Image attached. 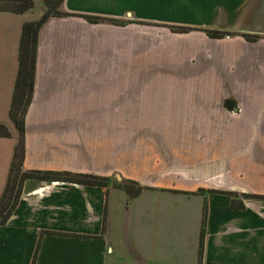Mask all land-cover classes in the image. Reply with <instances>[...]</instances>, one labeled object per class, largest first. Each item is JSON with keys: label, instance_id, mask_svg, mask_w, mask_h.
<instances>
[{"label": "crops", "instance_id": "crops-1", "mask_svg": "<svg viewBox=\"0 0 264 264\" xmlns=\"http://www.w3.org/2000/svg\"><path fill=\"white\" fill-rule=\"evenodd\" d=\"M33 1L0 12V123L10 132L0 137V195L17 140L8 109L19 38L44 12ZM254 2L63 0L73 15L38 31L23 168L143 189L25 180L0 226V264H30L43 230L61 235L41 237L35 264H197L204 200L202 264H264V36L201 31L234 32Z\"/></svg>", "mask_w": 264, "mask_h": 264}, {"label": "trees", "instance_id": "trees-1", "mask_svg": "<svg viewBox=\"0 0 264 264\" xmlns=\"http://www.w3.org/2000/svg\"><path fill=\"white\" fill-rule=\"evenodd\" d=\"M62 2L63 0H43L44 12L42 13V15L36 20L25 22L21 30L17 55V73L8 109V118L16 130L17 140L13 149L5 185L0 195V226L4 225L8 221L10 215L12 214L19 201L23 183L28 179H35L46 182H66L85 186H118L121 187L129 197L137 196L143 189L136 182L127 179H122L120 182H116L112 177L98 176L94 174L74 173L70 171L36 169L27 170L23 168L25 116L31 103L34 89L35 55L37 48L38 31L41 25L49 17H67L73 15L60 10ZM33 6V0H0V12L22 14L32 9ZM84 18L89 23H112L117 25H123L125 23L122 20L108 19L98 16H84ZM167 27L170 29V31L177 33H186L195 30V28L188 26ZM201 31H203L210 38H221L225 34H230L241 35L246 40L253 41L258 37V35L253 34H238L234 32L217 31L211 29H201ZM9 136L10 132L8 127L0 123V137L6 138ZM201 191L202 190H199V192ZM210 191L215 192L214 190ZM256 197L264 198V196ZM231 207H235L233 198L231 199ZM206 217L207 208L206 200H204L199 233L197 264H202ZM44 234L61 235V233L54 231H41L30 264H35L41 237ZM76 236L89 237L85 235Z\"/></svg>", "mask_w": 264, "mask_h": 264}, {"label": "water", "instance_id": "water-1", "mask_svg": "<svg viewBox=\"0 0 264 264\" xmlns=\"http://www.w3.org/2000/svg\"><path fill=\"white\" fill-rule=\"evenodd\" d=\"M233 31L264 36V0H255L245 14L241 24L233 28ZM116 179H121L118 174H116Z\"/></svg>", "mask_w": 264, "mask_h": 264}, {"label": "built area", "instance_id": "built-area-1", "mask_svg": "<svg viewBox=\"0 0 264 264\" xmlns=\"http://www.w3.org/2000/svg\"><path fill=\"white\" fill-rule=\"evenodd\" d=\"M223 37H224L225 39H230V38H231L229 34H225Z\"/></svg>", "mask_w": 264, "mask_h": 264}, {"label": "rangeland", "instance_id": "rangeland-1", "mask_svg": "<svg viewBox=\"0 0 264 264\" xmlns=\"http://www.w3.org/2000/svg\"><path fill=\"white\" fill-rule=\"evenodd\" d=\"M230 35V34H229ZM230 37H232V35H230Z\"/></svg>", "mask_w": 264, "mask_h": 264}]
</instances>
